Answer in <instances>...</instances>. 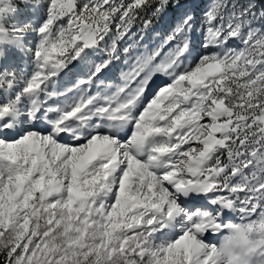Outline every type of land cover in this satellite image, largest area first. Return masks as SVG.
I'll return each mask as SVG.
<instances>
[{"label": "snow or ice", "instance_id": "6c2138e0", "mask_svg": "<svg viewBox=\"0 0 264 264\" xmlns=\"http://www.w3.org/2000/svg\"><path fill=\"white\" fill-rule=\"evenodd\" d=\"M24 2L0 0V59L33 65L0 67V264H225V211L264 247V0H214L199 38L186 0ZM169 9L160 45L121 49Z\"/></svg>", "mask_w": 264, "mask_h": 264}, {"label": "rangeland", "instance_id": "374dc122", "mask_svg": "<svg viewBox=\"0 0 264 264\" xmlns=\"http://www.w3.org/2000/svg\"><path fill=\"white\" fill-rule=\"evenodd\" d=\"M204 4L200 9H196L194 6H192L193 11H194V16H195V22H194V29H195V35L197 36V38L200 37L201 34V23H202V17L203 14L206 10H208L210 8V6L212 5V3L214 2V0H203ZM29 4L35 3L36 0H28ZM89 0H77V3L80 6H83L84 4L88 3ZM125 2H128V0H125ZM234 2H239V3H243L245 2V0H234ZM186 3H189L191 5L190 0H186ZM18 8V7H17ZM19 10H21V13H30L33 12L34 10L31 7H22V8H18ZM43 9H40V14L43 15ZM170 12V11H169ZM174 15H173V21L170 22V25L168 27L163 26L162 21L160 20V23H156L153 24L152 26L148 29H144L143 24L140 23L138 24V21L135 23V25L133 26V28L131 29V32L129 33L128 36H126L124 38V40L121 42L120 47L121 49L128 46V45H132L133 50L131 52V56L135 57L136 55L142 53L145 51V49H147L148 51H151L152 49L156 48L158 45H160L163 37L169 32L171 31V29L173 27H175V24L177 23V12L174 9L173 10ZM27 17L24 15H20L18 17V19L23 20L26 19ZM36 17L33 16L32 19H35ZM15 21H12L10 23H14ZM59 24H67V18H62L59 22ZM114 30V29H113ZM162 37V38H160ZM159 40L157 43L154 42V40ZM110 42V41H109ZM37 43V37L34 34H30L27 36V45L28 47H34L35 44ZM232 46V45H230ZM6 54H7V58L6 59H0V67H4L7 66L9 68V70H15L17 72V75L19 76L21 74V72H31L32 70V60H31V53H21L17 50H14L12 48H5L3 49ZM165 51H167V49H165ZM94 60L91 55L89 56L88 61H86L85 63H83V65L86 68V65H90ZM5 61H8L7 63H4ZM122 62H123V58H122ZM120 66V65H119ZM124 67V63L123 66ZM125 70H127L125 68ZM69 74L73 75L72 72L70 71ZM72 86V83L67 82L64 85L60 86L58 83V88L60 90H65V88H70ZM226 212H230V211H225L224 214ZM238 213V212H237ZM238 217H240V214H237ZM247 219H256V215L254 214L252 217L250 218H246L243 222H247ZM226 220V219H225ZM227 222V221H226ZM209 238V236H208ZM219 239V237H215L214 239H212L213 242H217Z\"/></svg>", "mask_w": 264, "mask_h": 264}, {"label": "clouds", "instance_id": "9594fccd", "mask_svg": "<svg viewBox=\"0 0 264 264\" xmlns=\"http://www.w3.org/2000/svg\"><path fill=\"white\" fill-rule=\"evenodd\" d=\"M234 223L240 225L241 231H226L221 238L225 246V264H264V247L258 243V238L241 222Z\"/></svg>", "mask_w": 264, "mask_h": 264}, {"label": "bare ground", "instance_id": "6f19581e", "mask_svg": "<svg viewBox=\"0 0 264 264\" xmlns=\"http://www.w3.org/2000/svg\"><path fill=\"white\" fill-rule=\"evenodd\" d=\"M71 67L79 68L80 67V64H72ZM65 73H67V70H65L61 75H64ZM59 79H60V77H59ZM160 82H161V78L160 77H157V79L153 82V85H156L157 86ZM151 88L152 87L150 86L149 92L152 91Z\"/></svg>", "mask_w": 264, "mask_h": 264}, {"label": "trees", "instance_id": "16d2710c", "mask_svg": "<svg viewBox=\"0 0 264 264\" xmlns=\"http://www.w3.org/2000/svg\"><path fill=\"white\" fill-rule=\"evenodd\" d=\"M15 4H16V7H18V8H22V7H25V2H24V0H15ZM170 10H172V9H170ZM154 21H159V20H153L152 22H154ZM141 22L138 20V24H140ZM224 157H222V159H223Z\"/></svg>", "mask_w": 264, "mask_h": 264}]
</instances>
